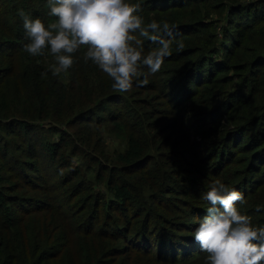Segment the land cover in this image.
<instances>
[{
	"label": "trees",
	"instance_id": "trees-1",
	"mask_svg": "<svg viewBox=\"0 0 264 264\" xmlns=\"http://www.w3.org/2000/svg\"><path fill=\"white\" fill-rule=\"evenodd\" d=\"M130 2L145 24L172 26V54L145 86L165 98L166 152L165 137L151 136L131 106L136 98L115 92L83 50L53 76L48 50L33 57L23 49L17 9L47 25L56 19L47 0H0V264H207L193 236L217 179L264 225V0ZM156 46L144 39L145 53ZM107 103L126 138L109 165L62 126L74 116L88 122ZM200 125L213 137L193 138ZM80 151L97 165L94 177L84 160L73 162Z\"/></svg>",
	"mask_w": 264,
	"mask_h": 264
},
{
	"label": "clouds",
	"instance_id": "clouds-1",
	"mask_svg": "<svg viewBox=\"0 0 264 264\" xmlns=\"http://www.w3.org/2000/svg\"><path fill=\"white\" fill-rule=\"evenodd\" d=\"M47 5L48 15L56 18L47 25L23 9L17 13L28 39L23 49L33 57L48 50L55 61L49 66L53 76L66 74L75 63L74 54L83 50L84 61L107 74L115 92L126 93L132 90L134 78L137 86H146L172 54V26L155 19L145 24L139 3L47 0ZM141 37L157 46L145 53ZM183 48L178 42L177 49ZM203 198L210 206L193 238L207 254V264H264V225H254L252 218L239 210L237 202H244L243 195L217 179ZM261 207L257 205L256 211Z\"/></svg>",
	"mask_w": 264,
	"mask_h": 264
},
{
	"label": "rangeland",
	"instance_id": "rangeland-1",
	"mask_svg": "<svg viewBox=\"0 0 264 264\" xmlns=\"http://www.w3.org/2000/svg\"><path fill=\"white\" fill-rule=\"evenodd\" d=\"M219 30L222 31L220 24ZM237 85H239L238 81H236L234 87H236ZM126 95L131 98H136L137 101H133V104L130 103L131 106L133 108L136 107V110L141 115H143V120L146 121L144 122V124L147 123L148 125L154 127H146V131L149 132L152 136L153 131L157 130L159 131L160 135L165 137L161 146L162 149L166 152L167 138L170 133L165 129V121L162 119L163 117H160L162 115L161 110H164L163 108L165 106L164 96L160 94H153L150 90L147 91L145 86L132 87V90L126 93ZM107 104L99 110L94 109L93 112H90V116H88L87 120L88 122H83L80 118H75L74 116L73 119L75 122H73V124L66 123L62 124V126L66 127L70 134L75 136V139L79 142V144L83 145V148L89 152L90 159L92 158V154H99L103 161L109 165L118 162V154L122 152L126 147V138L124 137L123 133L119 132L116 126H114L115 124L112 115V107H115V105ZM224 118L226 119V124H229L230 122L227 119V116H224ZM197 119L192 121L196 122ZM40 121L43 124L52 123L51 118L40 119ZM138 121L141 125L142 121ZM197 122H199V120ZM135 126H138V124L136 123ZM229 129L230 127L228 128V130ZM75 130H77L78 132H75ZM202 130H205L204 125H200L197 130H192V137L195 139L204 138L205 140L213 137V134L209 131L205 130V132H203ZM214 135H219V132L215 130ZM86 138L90 139L91 144H87L85 142ZM151 149L155 151L154 148ZM77 153L78 154H75L72 157L73 162L84 160L86 163V166H84L85 174L89 175L90 177H94L97 172V165L95 163H92L88 159L87 154L84 151H80ZM96 184L100 185L101 183L97 181Z\"/></svg>",
	"mask_w": 264,
	"mask_h": 264
}]
</instances>
